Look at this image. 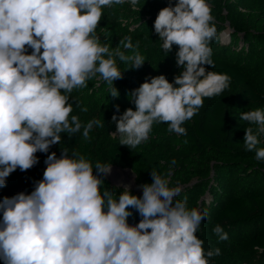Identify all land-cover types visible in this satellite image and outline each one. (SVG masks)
<instances>
[{
    "label": "clouds",
    "instance_id": "obj_1",
    "mask_svg": "<svg viewBox=\"0 0 264 264\" xmlns=\"http://www.w3.org/2000/svg\"><path fill=\"white\" fill-rule=\"evenodd\" d=\"M138 0H0V187L17 168L26 171L38 163L36 153H47L61 142V134L81 132L84 139L100 120L82 124L71 115L68 103L74 89L87 87L99 76L113 86L123 77L116 58L140 68L138 52L126 55L119 47L102 45L96 29L105 7ZM154 30L165 52L178 47L176 64L182 68L174 83L164 75L146 79L129 93L135 110L113 114L119 144L134 149L150 138L154 123H166L169 132L186 134L182 125L204 105L205 98L220 96L229 87L226 73L207 71L214 65L210 44L217 39L212 10L206 0H177L159 10ZM133 49L132 37L120 41ZM31 48V54L27 49ZM80 107V105H77ZM119 112V105H116ZM87 112V107H81ZM240 119L255 125L245 128V150L264 161V110L245 111ZM78 157V158H77ZM43 178L30 194L18 193L0 201V260L4 264H209L220 249L205 252L196 235L206 209H189L177 200L179 187L155 170L152 182L140 185L142 196L126 186L119 194L105 190L100 175L83 156L64 149L45 160ZM175 164V161H172ZM99 174L111 165L96 163ZM130 209L142 219L130 225ZM213 232L220 240L227 233L220 225ZM259 250V249H257Z\"/></svg>",
    "mask_w": 264,
    "mask_h": 264
},
{
    "label": "rangeland",
    "instance_id": "obj_2",
    "mask_svg": "<svg viewBox=\"0 0 264 264\" xmlns=\"http://www.w3.org/2000/svg\"><path fill=\"white\" fill-rule=\"evenodd\" d=\"M176 2L177 0H138L136 10H133L128 2L104 8L110 13L108 14V19L113 25L106 33H96L100 43L107 45L111 51H115L119 47L120 51L125 52L129 56L136 51L144 57L145 62L140 68L133 69L131 68V62H122L118 57L116 58L117 66L123 72V77L115 80L113 86L117 88L119 95L125 94V96L120 97L123 101L111 96L109 92L110 85L100 80L98 75L87 81L86 88L104 84L100 91V97L106 103L104 105H101L102 101L96 103L97 107L103 109L101 116L89 117L88 121L83 118L80 120L84 125L90 120H100L104 127L94 126L89 133L88 139H84L83 135H80L83 129L72 136L62 133L60 143L52 145L47 153L39 151L36 153L37 164L26 171H21L17 168L6 178L5 186L0 187V201L4 197H12L21 192L30 194L34 190L36 182L43 178L44 170L47 167L45 163L47 156L55 152L57 158H59L64 149L67 150V154L70 157L75 152L92 164L94 174L100 175L104 181L100 186L101 194L105 190L112 192L111 189L123 192L127 186L133 195L142 196L143 190L140 185L150 184L153 179L152 171L155 170L169 180L170 187L180 188V192L175 199L184 200L182 198L183 195H186V192L194 186L198 179L206 176L203 173H199L195 166H190L175 157L176 149L172 145L162 123H154L149 140L134 149L120 145L119 137L114 138L111 135V133L116 132V124L111 120L113 114L115 113L119 116L129 107L135 110V104L129 98V93L133 89L138 88L146 79L150 81L152 77L158 75H164L172 79L182 71V68L176 64L178 47L174 45L171 52H165L162 48L163 42L159 40V36L154 30V21L159 10L169 6L170 3L174 6ZM206 2L211 7L217 29V39L210 44L212 51L218 52L220 44H225V47L229 46L231 51L234 50L230 55V60L233 62L238 59L237 57L240 56L241 50H248L247 47L250 50L252 49L250 58L247 59L248 64L243 63L241 66L249 68L255 85L264 89V60H261L264 43L258 44L254 40V38L260 39L264 36V0H206ZM251 2L256 5V10L254 9V11L245 7L246 3ZM252 12L257 16L259 22L254 24L251 22L248 14ZM125 25H127V30L135 34L134 36L131 35L133 49H125L120 43V41L128 37L122 29ZM141 27L140 34L137 35L138 33L136 32ZM32 51L31 48L27 49L28 54H31ZM65 94L69 96L68 103L72 105L74 110L76 107L75 101L71 94ZM116 105H119V112L116 110ZM226 106L229 114L239 119L245 128L252 127L255 131L256 126L241 120L240 116L245 111L257 108L245 105L234 85L229 89ZM71 115L77 114L72 111ZM262 139L263 135L260 137L261 142ZM243 146L245 147L244 143ZM92 153H98L99 155L93 156ZM172 161H175V164ZM97 162L111 165V172L107 175L99 174L95 169ZM183 172L184 174L181 175ZM207 173L210 174L211 170ZM261 182H264V179ZM112 193L118 199L116 193ZM201 199L198 198L188 202V208L192 209L195 207L200 209ZM130 211L132 215L128 217L127 222L130 225L138 224L142 217L135 209H130ZM2 216L3 213L0 210V225H2ZM252 229L253 226L247 229V235L250 234ZM239 235L233 234L230 236L231 242L218 239L214 240V244H212L210 240L206 239L208 244H210L207 245L209 247L208 250L220 249V255H214L209 258V264L239 263L242 256L237 242L238 239L236 238ZM1 261L4 264L3 260Z\"/></svg>",
    "mask_w": 264,
    "mask_h": 264
},
{
    "label": "trees",
    "instance_id": "obj_3",
    "mask_svg": "<svg viewBox=\"0 0 264 264\" xmlns=\"http://www.w3.org/2000/svg\"><path fill=\"white\" fill-rule=\"evenodd\" d=\"M245 7L251 11L256 10V5L252 2L246 3ZM253 13H249L248 16L254 24L259 20ZM108 14L110 13L103 9L96 33H106L113 25L108 19ZM126 26L122 27L124 33L134 36L135 34L127 30ZM141 29L142 27L137 30V35ZM250 33L252 34L251 31ZM254 40L258 44L264 43V36ZM247 49L241 50L240 56L233 62L230 55L234 50L231 51L229 46L220 44L218 52L212 51L214 65H205V68L207 71L228 74L231 77L229 87L220 96L204 99V105L198 114L182 125L187 130L186 134L169 132L168 125L166 123L162 125L176 149L175 157L190 166H195L199 173L206 175L198 179L182 197L187 199V203L202 198L199 210L206 209L208 212L196 233L203 241L204 250L207 252L209 248L207 245H210L206 239L212 244L214 240L219 239L213 229L220 225L227 233L228 238L225 242L226 240L231 242L229 237L233 234H240L236 238L242 256L236 264H264V182H261L264 179V161L256 160L254 152L245 150L243 146L245 126L239 119L229 114L226 106L229 89L234 85L245 105L264 110V89L255 85L250 69L241 66L243 63L248 64L247 59L250 58L252 49L248 47ZM261 60H264V49ZM166 78L174 83L175 78ZM103 86L104 84L74 89L70 93L76 105L73 111L81 120L83 118L88 121L89 117L103 114V109L96 105L100 101L103 102L101 105L106 103L100 97ZM123 96L125 94L116 98L123 101L120 98ZM81 107H87L88 111H81ZM258 147H264V135ZM210 170L211 173L208 174ZM111 190L119 197L121 192ZM250 226H253V229L247 235ZM0 264H3L2 261Z\"/></svg>",
    "mask_w": 264,
    "mask_h": 264
}]
</instances>
